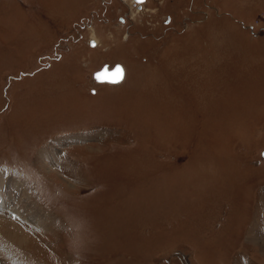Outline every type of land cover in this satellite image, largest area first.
<instances>
[{"label": "rangeland", "instance_id": "rangeland-1", "mask_svg": "<svg viewBox=\"0 0 264 264\" xmlns=\"http://www.w3.org/2000/svg\"><path fill=\"white\" fill-rule=\"evenodd\" d=\"M263 150L264 0H0V264H264Z\"/></svg>", "mask_w": 264, "mask_h": 264}, {"label": "bare ground", "instance_id": "bare-ground-1", "mask_svg": "<svg viewBox=\"0 0 264 264\" xmlns=\"http://www.w3.org/2000/svg\"><path fill=\"white\" fill-rule=\"evenodd\" d=\"M143 2V1H142ZM136 4H138V5H140V3L141 2H139V3H137V2H135ZM122 67V66H121ZM108 68V67H107ZM123 69V68H122ZM123 78H124V73H123V77H122V79H121V81H119V82H117V83H115V84H109V83H97V84H106V85H110V86H115L116 84L118 85V83H120V82H122V80H123ZM5 184V183H4ZM14 187V185H11V187L10 188H13ZM17 187V186H16ZM2 188H3V182H1L0 181V206L2 207V206H4L5 205V207H6V209L8 210V205L6 204L7 202H5V197H6V199L8 200L9 198H8V196H9V194L7 193L6 195H5V193H4V195L2 194ZM7 188V187H6ZM17 188H19V187H17ZM7 191H8V189H7ZM10 194H12L11 192H10ZM22 197H23V195H22ZM20 198L19 199V201L17 202V201H15V199H13L16 203H15V207L14 208H11L12 209V211L14 210L16 213H18L19 212V210L20 211H23V214H21L23 217H24V219H33V220H36V216H38L37 217V219H39V218H41L42 217V214H40L39 212H35L34 214H33V207L31 208V206H29L28 204L26 205L25 204V202H24V198ZM1 201H3V202H1ZM13 203V201L10 203V205ZM28 203V202H27ZM12 206H14V204H12ZM11 224V223H10ZM10 224H9V222H6V224H4V223H1L0 224V228L2 229V231H4L5 232V234H7V235H10L11 237H14V238H16V239H20V237H22V236H20L18 233H16V235L14 234V236L13 235H11V231L10 230H6V229H8V226H10ZM12 227V226H11ZM10 231V232H9Z\"/></svg>", "mask_w": 264, "mask_h": 264}, {"label": "water", "instance_id": "water-1", "mask_svg": "<svg viewBox=\"0 0 264 264\" xmlns=\"http://www.w3.org/2000/svg\"><path fill=\"white\" fill-rule=\"evenodd\" d=\"M134 2H142L144 0H133ZM122 20L121 18L119 19ZM89 45L93 46V41H89ZM123 77V69L119 63H115L111 68H107L106 64H103L99 69L95 70L91 74V78L95 83H109L115 84L121 81ZM260 157L264 160V150L261 151Z\"/></svg>", "mask_w": 264, "mask_h": 264}, {"label": "flooded vegetation", "instance_id": "flooded-vegetation-1", "mask_svg": "<svg viewBox=\"0 0 264 264\" xmlns=\"http://www.w3.org/2000/svg\"><path fill=\"white\" fill-rule=\"evenodd\" d=\"M119 19H120V18H119ZM121 19H122L121 21L123 22L124 19H123V18H121ZM119 21H120V20H119Z\"/></svg>", "mask_w": 264, "mask_h": 264}]
</instances>
